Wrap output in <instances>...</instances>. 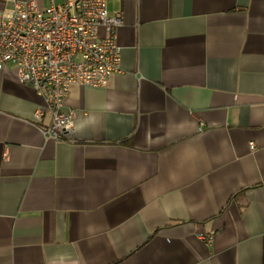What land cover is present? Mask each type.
Masks as SVG:
<instances>
[{
    "label": "crops",
    "instance_id": "obj_1",
    "mask_svg": "<svg viewBox=\"0 0 264 264\" xmlns=\"http://www.w3.org/2000/svg\"><path fill=\"white\" fill-rule=\"evenodd\" d=\"M105 1L121 70L71 87L82 134L0 71V264H264V0Z\"/></svg>",
    "mask_w": 264,
    "mask_h": 264
},
{
    "label": "built area",
    "instance_id": "obj_2",
    "mask_svg": "<svg viewBox=\"0 0 264 264\" xmlns=\"http://www.w3.org/2000/svg\"><path fill=\"white\" fill-rule=\"evenodd\" d=\"M12 1L0 12V71L13 67L20 83L44 99L36 116L51 113L46 140L71 141L75 112H63L65 99L72 86L105 87L120 72L122 15L111 16L105 0H49L44 9L38 0Z\"/></svg>",
    "mask_w": 264,
    "mask_h": 264
},
{
    "label": "clouds",
    "instance_id": "obj_3",
    "mask_svg": "<svg viewBox=\"0 0 264 264\" xmlns=\"http://www.w3.org/2000/svg\"><path fill=\"white\" fill-rule=\"evenodd\" d=\"M85 129L81 127H73V126H68V131L70 134H82ZM63 259V256L61 257Z\"/></svg>",
    "mask_w": 264,
    "mask_h": 264
}]
</instances>
